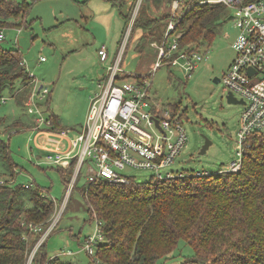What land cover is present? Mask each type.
Returning <instances> with one entry per match:
<instances>
[{"label": "trees", "instance_id": "1", "mask_svg": "<svg viewBox=\"0 0 264 264\" xmlns=\"http://www.w3.org/2000/svg\"><path fill=\"white\" fill-rule=\"evenodd\" d=\"M192 1L185 0L176 11L179 46L190 51L212 44L220 27L231 18L230 7L223 2ZM30 8L28 0H0V29L23 28ZM170 18L169 12L152 16L144 7L135 18L130 40L142 27L137 49H144L151 40L161 42ZM3 39L0 98L5 90L17 97L34 85L33 76L20 48L5 45ZM167 64L172 66L171 59ZM148 73L122 74L129 77L126 79H141ZM49 99L50 94L45 105L39 104H47L49 109ZM21 102L27 109V101ZM45 116L52 121L51 127L66 128L56 114ZM3 119L2 115L0 125ZM17 123L7 125L8 136L15 126L34 125ZM8 141L0 136L5 171L0 175V264H28L62 201L35 177L29 182L17 180L21 170ZM58 170L66 193L73 166L59 165ZM184 172L164 179L153 174L144 182L136 181L133 175L129 183L99 179L77 187L84 200L77 201V206L86 210V221L94 220L96 214L102 222L105 240L97 250L104 264H166L175 257L181 258L178 264H264V128L250 135L239 169ZM58 224L37 246L30 264H73L64 258L65 253L48 254V239L59 230ZM78 232L70 230V236L81 245V230Z\"/></svg>", "mask_w": 264, "mask_h": 264}, {"label": "rangeland", "instance_id": "2", "mask_svg": "<svg viewBox=\"0 0 264 264\" xmlns=\"http://www.w3.org/2000/svg\"><path fill=\"white\" fill-rule=\"evenodd\" d=\"M28 1L31 4L28 17H34L39 11L37 0ZM197 1L203 3L201 0H193L192 2ZM94 3L97 13L95 18H92L91 23V29H95L96 35V42L93 46L103 43L108 32L114 36V32H116L119 25L117 21L113 27L109 25V18H113L115 15L114 8L117 9L116 18L119 17L122 23L120 28L124 23V18L119 13L117 5L111 4L109 0H99V2L96 0ZM143 3L140 11L143 9ZM58 5L60 6L58 7ZM89 5L92 6V4ZM100 5L107 8H101ZM86 9L87 7L83 6V3L72 2V0H53L50 5L47 4V6L40 8V13L45 18L43 25L40 21L37 22L36 18L31 27L22 26L21 31H18L19 27L14 26L0 29L5 34V38L2 40L3 43L5 45H17L23 52L28 69L39 82L38 87H42V84L50 86V107L58 116L59 124L72 130H78L85 121L91 96L96 93V90H99L96 81L102 67L92 48H88L86 55H68V52L58 45L51 46L52 44H50L48 38L59 37L65 40L66 33L72 32L73 35H76L78 29H80V24H84L80 11L84 13ZM109 12L111 14L106 15ZM74 17L79 21L78 23ZM51 22L55 26H48ZM42 26L54 30L53 32L44 31ZM80 31L82 30L80 29ZM236 35L237 29L233 21L227 19L220 27L212 44L201 47L204 53L203 59L198 62L190 77H187L183 67L170 66L167 61H164L155 71L152 91L172 110H176L187 130L185 146L174 162L165 170L197 171L203 169L216 172L219 169L227 170L232 161L239 159L236 152V136L244 104L230 102L227 98L230 89L223 80H214L215 77L222 78L229 68L235 55L233 42ZM42 56L45 57V60H41ZM155 59L154 56L152 65ZM123 61L126 62V71L137 72L141 69L145 72L148 70V65L146 66L148 60L143 56H138L133 47L126 50ZM92 92L94 93L89 96V93ZM49 94L43 100L38 99V102L45 105ZM2 96L0 98V118L3 115L6 119L1 121L0 136L9 139V147L14 159L18 163V167L23 169L17 180L19 182H29L35 177L38 183L51 187L52 195L57 197L59 202H63L65 185L58 170L59 165L47 161L44 153L41 157L37 156L36 159L33 157L28 158L22 151L17 150L18 147L25 148L28 128L15 126L21 132L11 129V135H7L6 129L9 123L18 124L19 120L25 122V116L28 118L36 114L32 115L28 108L26 109L23 106L19 95L16 97L10 91L5 90ZM21 133L23 134L20 135ZM206 139H209L211 144L205 152L199 153ZM86 170L87 165L84 164L76 182V187L70 193V201L66 203V209L63 210L58 221L59 230L51 235L47 245L49 255L62 254L64 250L68 249L74 251L79 249L78 252L72 255L63 254L64 258L70 260L73 264H92L90 255L81 249L82 245L70 236V230L74 233L81 230V239L94 231L95 217L91 222H87L86 210L79 209L77 206V203H79L77 201L84 203L77 187L87 182ZM2 172L5 171L0 156V175ZM125 172L133 175L136 181L139 182L147 181L153 176V171L145 168L130 167ZM66 231L69 232V237ZM69 240L70 243H68ZM180 261V257H175L167 261L166 264H178Z\"/></svg>", "mask_w": 264, "mask_h": 264}, {"label": "built area", "instance_id": "3", "mask_svg": "<svg viewBox=\"0 0 264 264\" xmlns=\"http://www.w3.org/2000/svg\"><path fill=\"white\" fill-rule=\"evenodd\" d=\"M143 1L137 0L116 60L99 83L98 92L91 96L86 119L78 130L51 127L52 121L46 118L38 102V99L43 100L50 93V86L42 84V87H38L39 82L30 71L34 85L27 105L28 111L36 114L33 129L38 133L45 132L50 143L45 148L44 156L47 161L62 167L73 166V173L64 200L34 247L28 264L37 246L58 223L84 164L87 165L88 182L109 179L116 183H129L131 174L125 170L130 167L151 169L160 179L185 173L184 170H165L185 146L187 130L178 114L157 98L152 91V82L155 71L169 59L172 66L183 67L187 77H190L204 53L201 48L191 51L180 48L181 32L177 29L176 11L185 0H172L171 18L163 40L157 45L158 56L152 70L141 79L122 80L124 71L121 63ZM201 2L225 3L232 11L230 19L237 29L233 42L235 57L220 78L234 95L244 100L236 136L239 159L232 161L227 168L237 170L242 164L250 135L264 128V0ZM3 38L4 31L0 30V40ZM105 52V46L99 49L101 55ZM41 60H45V57L42 56ZM101 223L95 214L94 231L87 234L81 244V249L90 255L92 264H104L97 250L98 244L105 240ZM30 226L33 227L32 224ZM62 253L73 254L75 251L68 249Z\"/></svg>", "mask_w": 264, "mask_h": 264}, {"label": "crops", "instance_id": "4", "mask_svg": "<svg viewBox=\"0 0 264 264\" xmlns=\"http://www.w3.org/2000/svg\"><path fill=\"white\" fill-rule=\"evenodd\" d=\"M51 1H53V0H37V6H39L38 7L39 11H37L36 16L33 15L34 17H30V16L27 17L28 23L24 27H31V25L36 21V18H37V22L40 21V23L43 25L45 18L40 13V8L47 6V4L50 5ZM73 1L77 2V3H83V6L87 7V9H86V11H84V13H83V11H80L81 16L83 17V22H84V24H80V29L82 31H80V29H78V33L76 35H73L72 32L66 33L65 40H62L59 37H56V38L50 37V39L48 38V41H50V44H52L51 46H53V47L58 45L60 48H63L64 51L68 52V55H73V54L86 55L88 48L89 47L92 48L93 51L96 53L97 59L100 62L101 67H102V71L98 74L99 76H97L98 79L96 81V86H98V89H99V83L104 80V78L106 77L109 66H111L116 60V57H117L119 49H120V45L122 43L126 28L128 25V17L132 14L137 0H109L111 4L118 6L119 13L124 18V23L122 25V28H120L122 23L120 22L119 17L116 18L117 9L114 8L115 15L113 18H109V25H111L113 27V25L116 21L119 22V25L117 26V30H116V32H114V36L112 33L108 32V35L106 36L107 38L104 40V42L101 44L99 43L95 46H93V44L96 42L95 29H91V23H92V18L94 19L96 16V13H97V10L95 9V6H94V4H95L94 2L96 0H72V2ZM97 1L99 2V0H97ZM45 2H48V3H45ZM39 4H42V5H39ZM89 4H92V6H90ZM59 6L60 5H58V7ZM100 7L101 8H107L106 6H102V5H100ZM144 7L146 8V11L150 15L155 16V17L156 16L161 17L166 12L170 13V11L172 9V0H144L143 8ZM111 13H112V11H111ZM111 13L109 12L106 15H109ZM74 19L76 20L77 23L79 22L76 19V17H74ZM52 25L55 26V24L53 22H51V24H48V26H51V27H52ZM42 29L44 31H49V32H53V30H54V29L51 30L50 27H43V26H42ZM56 30H57V28H56ZM142 33H143V29H142V27H140L135 32L134 36H132L131 40L129 41L130 43H128V45L126 47V50L128 48L130 49L131 47H133V49H135V52L137 53L138 56L145 57V59L148 60V64H146V66L148 65L147 66L148 70L145 72H144V70L142 71L141 69H139L137 72L126 71V69H125V65H126L125 63L126 62L122 61L121 65H122V68H123L125 75H132L133 73L146 74L152 70V68L155 64V61H156L157 56H158V47L156 45H158L161 42H158V40H153V41L151 40V41L145 43L144 49L139 50L136 48V41L141 37ZM111 38H112V40H111ZM109 41H110V43H109ZM62 43H64L63 46H61ZM154 43L156 44L155 46H154ZM110 44H111V46H109ZM103 46H105L106 52L104 55H101L99 53V49H101ZM126 50H125V53H126ZM125 53H124V55H125ZM235 54H236V52H235ZM154 56L156 59L152 65V60H153ZM234 57H235V55H234ZM125 75L123 76V78H129L128 76L125 77ZM28 86H30V85H28ZM29 88L30 89H28L26 92L24 91L23 93L20 94L21 100H23L25 102L27 101L26 99L30 96V93L33 91V86L29 87ZM94 92L89 93V96H91ZM96 92H98V90H96ZM50 95H51V93H50ZM42 108L45 111V114L47 116H49V115L51 116V115L55 114V112L51 109V107H50V110L46 109V107H44V106H42ZM86 116H87V114H86ZM35 118H36L35 115H33L32 117H28V118H26V116H25L24 117V120H25L24 123L32 125L33 122L35 121ZM19 121H21V120H19ZM21 123H22V121H21ZM9 124H11V123H9ZM81 126H82V124H81ZM14 130L16 132H21V130H19L18 128H14ZM27 131H29V132L27 133L28 136L25 140V148H19L18 147L17 150L22 151V153L24 155H27L28 158L33 157V158L37 159V156L41 157L42 154L46 152L45 148H47V146H49L50 143L48 141V138H47V135L45 132L38 133L35 129H33L32 126L29 127ZM22 134L23 133H21L20 135H22ZM18 169H20V168L18 167ZM20 170H21V172L23 171V169H20ZM220 170L221 169H219L218 171H220ZM81 209H83V208H81ZM66 232H67V235L69 237V234H68L69 232L68 231H66ZM68 243H70V240L68 241Z\"/></svg>", "mask_w": 264, "mask_h": 264}, {"label": "water", "instance_id": "5", "mask_svg": "<svg viewBox=\"0 0 264 264\" xmlns=\"http://www.w3.org/2000/svg\"><path fill=\"white\" fill-rule=\"evenodd\" d=\"M250 72H252V70L250 69ZM219 77H215L214 80L215 81H219ZM227 98L230 102H234V103H243L244 100L241 98H238L236 95L233 94L232 91L228 92ZM156 124L159 126V121H156ZM211 144V141L209 139H206V142L203 144L202 148L200 149L199 153H203L207 150V148L209 147V145Z\"/></svg>", "mask_w": 264, "mask_h": 264}]
</instances>
